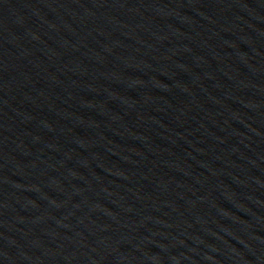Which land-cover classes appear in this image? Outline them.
Here are the masks:
<instances>
[{
	"label": "water",
	"instance_id": "1",
	"mask_svg": "<svg viewBox=\"0 0 264 264\" xmlns=\"http://www.w3.org/2000/svg\"><path fill=\"white\" fill-rule=\"evenodd\" d=\"M0 264H264V0H0Z\"/></svg>",
	"mask_w": 264,
	"mask_h": 264
}]
</instances>
